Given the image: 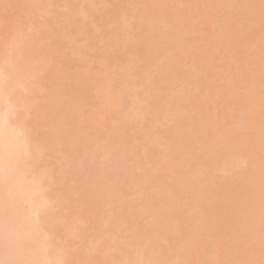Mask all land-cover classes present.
Wrapping results in <instances>:
<instances>
[{"label": "bare ground", "instance_id": "1", "mask_svg": "<svg viewBox=\"0 0 264 264\" xmlns=\"http://www.w3.org/2000/svg\"><path fill=\"white\" fill-rule=\"evenodd\" d=\"M139 1L0 0V264L264 260V0Z\"/></svg>", "mask_w": 264, "mask_h": 264}, {"label": "rangeland", "instance_id": "2", "mask_svg": "<svg viewBox=\"0 0 264 264\" xmlns=\"http://www.w3.org/2000/svg\"><path fill=\"white\" fill-rule=\"evenodd\" d=\"M136 1H139V0H136ZM143 1H145V0H143ZM231 1H233V0H231ZM234 1H236V0H234ZM133 2H134V1H133ZM139 2H141V1H139ZM139 2H137V4H135V2L133 3V5L135 4L134 7H133V9H132V10L134 11V14L139 13V12L142 10V8H143V6H142V7L139 6V9H137V8H138L137 6H138ZM141 3H144V2H141ZM141 3H140L139 5H141ZM17 4H18V3H17ZM144 4H145V3H144ZM21 5H23V4H21ZM142 5H143V4H142ZM144 6H145V5H144ZM17 7H20V6L17 5ZM22 7L25 8V6H22ZM28 8H29V7H28ZM28 8H27V9H28ZM16 9H17V8H16ZM16 9H14V11H15ZM27 9H25V10H27ZM29 9H31V8H29ZM29 9H28V10H29ZM134 9H135V10H134ZM189 9H190V8H188V10H189ZM19 10H20V9H18V11H19ZM25 10H23V11L25 12ZM28 10H27V11H28ZM14 11H13V13H14ZM29 11H30V10H29ZM29 11L26 12V14L29 13ZM133 11H132V12H133ZM214 11H215V10H214ZM216 11H217V10H216ZM218 11H219V10H218ZM15 12H16V11H15ZM20 12H22V11H20ZM135 12H137V13H135ZM220 12H221V11L217 12L218 15H219ZM13 13H12V14H13ZM22 13H23V12H22ZM22 13H20V14H22ZM14 14H15V13H14ZM14 14H13V15H14ZM16 14H17V13H16ZM16 14H15V15H16ZM18 14H19V13H18ZM26 14H25V15H26ZM49 14H51V16L53 17V14L48 10V12L44 13L45 17L43 16V17H40L39 19L42 20V18H43V21H44V20H46V19H44V18H47V19H48L47 15H49ZM134 14H133V15H134ZM213 14H216V13L214 12ZM213 14H212V15H213ZM15 15H14V17H15ZM23 15H24V13H23ZM42 15H43V14H42ZM10 16H12V15H10ZM49 16H50V15H49ZM216 16H217V14H216ZM219 16H221V13H220ZM52 17H51V18H52ZM11 18H13V17H11ZM19 18H20V17H19ZM51 18L49 17V20H50ZM135 18H139L138 14H137V16H136ZM135 18H133V20H134ZM13 19H14V20H15V19L17 20L18 17H15V18H13ZM39 19L36 20V23H37V21H38V23H40ZM131 19H132V18H131ZM131 19H130V18L128 19V20H130L129 22L132 21ZM216 19H218V17H217ZM216 19H215L216 22H219V21L221 20V19H219V20L217 21ZM137 20H138V19H137ZM43 21H42V22H43ZM135 21H136V19H135ZM135 21H134V22H135ZM224 21H225V20H224ZM23 22H24V21H23ZM26 22H27V21H26ZM26 22H24V23H26ZM33 22H34V21H33ZM42 22H41V23H42ZM45 22H47V21H44L43 23H45ZM48 22H49V21H48ZM48 22H47V23H48ZM129 22H127V23H129ZM134 22L132 21L133 24H134ZM220 22H221L222 24H221ZM220 22H219V24H220L221 26H223V23H224V22H222V21H220ZM16 23H17V24H20L19 22H14L13 25H16ZM43 23H42V24H43ZM132 23H129V25H132ZM42 24H41V28H43V27H44L43 29H45V27L47 28V25H48V24H47V25L44 24L43 27H42ZM20 25H21V24H20ZM23 25H24V24H23ZM23 25H22V26H23ZM31 25H32V24H31ZM35 25H36V24H35ZM224 25H225V23H224ZM226 25H228V24H226ZM33 26H34V25H33ZM28 27H30V26H28ZM35 27H36V26H35ZM41 28H40V24H39L38 29H41ZM201 28H202V27H201ZM206 28H207V27H205V29H206ZM224 28H225V27L223 26V29H224ZM35 29H36V28H35ZM130 29H131V28H130ZM205 29L203 28V31H204ZM208 29H209V28H208ZM208 29H206L207 32H206V30H205L204 32H202L203 34H202V33H201V34L199 33L200 36L197 37V41H195V42H194L193 40L195 39L196 36H194V35H196V34L194 33V34L192 35V36H194L193 38H192V36L190 35V36H191L190 40H192V41L194 42V44L196 43V44H195L196 47L192 48V50H193V49L197 50L196 48H201L204 44H206V41H208L207 39L209 38V32H208ZM25 30H28L27 32L30 33V34H33L34 31H35V30L33 31V29H32L33 32L31 33V31L29 30V28H26ZM119 30H120V29H119ZM121 30H122V28H121ZM121 30H120V32H121ZM124 30H126V32H127V29H126V28H125ZM131 30H133V29H131ZM138 30H139V29H138ZM138 30L133 31V32L135 33V32H137ZM23 31H24V30H23ZM37 31H39V30H36L35 33H36ZM43 31H44V30H42V32H43ZM58 31H59V30H58ZM60 31H61V30H60ZM129 31H130V30H128V33H127V34H130V33H131V32L129 33ZM25 32H26V31H25ZM25 32H23V33H24V34H23L22 31H21V34H22V35H26ZM38 33H40V32H37V34H38ZM122 33L125 34V31L122 30L121 34H122ZM137 33H138V32H137ZM137 33H136V34H137ZM119 34H120V33H119ZM138 34H139V33H138ZM199 34H198V35H199ZM120 37H121V35H120ZM123 38H124V37H123ZM123 38H121V39L123 40ZM245 38H246V37H245ZM249 39H250V37H248L247 40L250 41ZM189 44H192V42L189 43ZM190 46H191V45H190ZM202 48H203V47H202ZM251 48H252V46H250L249 49H251ZM237 49H238V48H237ZM237 49L231 51V52H232V54H231L232 57H231L230 59H225V60H224L225 64H224V62L220 61L222 64H224L225 67L222 66V68H217V69H216V73L218 74V78H217V80L220 81L219 84L222 83V81H223L227 76H232L234 73H236V70L233 69L232 64H233V63H234V64H237V61H236V60L239 59L238 56L241 54V53H239V51H238V52L236 51ZM239 49H240V48H239ZM239 49H238V50H239ZM244 49H245V48H244ZM246 49H247V48H246ZM242 50H243V49H242ZM233 51H234V52H233ZM240 51H241V49H240ZM194 52H195V51H194ZM101 53H103V51H102ZM101 53H100V55H97V54H99V51H98V53H96L95 55H97V56H101ZM218 53H220V51H218ZM12 55H13V54H12ZM15 55H16V54H15ZM13 56H14V55H13ZM78 57H79V56H78ZM78 57H77V58H78ZM103 57H104V56H103ZM77 58L75 57V59H77ZM79 58H80V57H79ZM96 58H97V57H96ZM99 58H100V57H99ZM111 58H112V57H111ZM111 58H108V59H109L108 61H113L112 59H114V58H112V59H111ZM240 58H243V56H240ZM0 59L2 60L3 58H1V56H0ZM4 59L7 60L6 58H4ZM4 59H3V60H4ZM97 59H98V58H97ZM100 59H101V58H100ZM105 59H106V58H105ZM110 59H111V60H110ZM5 60H4V62H6ZM101 60H102V59H101ZM241 60H242V59H240L239 61H241ZM103 61H104V60H103ZM103 61H102V62H103ZM106 61H107V60H106ZM106 61H105V62H106ZM108 61H107V62H108ZM239 61H238V62H239ZM2 62H3V61H2ZM100 62H101V61H100ZM100 62H97V63H100ZM235 62H236V63H235ZM239 63H240V62H239ZM239 63H238V64H239ZM101 64H103V63H101ZM105 64H107V63H105ZM110 66H111V65H110ZM112 66H113V68H114L113 70H115V68L117 67V66L114 67L115 65H113V64H112ZM107 68H109V67H107ZM111 69H112V68H111ZM111 69L109 68L108 70H111ZM71 71H72V70H71ZM69 72H70V70H69ZM140 72H141V71H140ZM43 75H44V74H42V76H40V77H43ZM141 76H143V75H141ZM225 76H226V77H225ZM40 77H38V78L40 79ZM116 77H117V76H116ZM138 77H139V76H138ZM222 77H223L224 79H223ZM141 79L143 80V77H141L140 79H136L135 82H137V81L140 82V81H142ZM217 80H216V81H217ZM224 81H225V80H224ZM138 82H137V83H138ZM133 83H134V82H133ZM217 83H218V82H217ZM134 85L136 86V83H135ZM134 85H133V87H134ZM139 85H140V84H139ZM139 85H137V92L140 91V89H141V88L139 87ZM138 88H140V89H138ZM135 89H136V88H135ZM133 91H134V89H133ZM135 92H136V90H135ZM18 101H19V100H18ZM21 101H22V99H21L19 102H17V101H16V102L20 104ZM23 101H24V100H23ZM16 102H15V103H16ZM254 118H255V117H254ZM110 120H111V118H110V119H109V118H107V119L104 118V121L102 120L103 123L101 122V130L107 129V127L110 125V122H111ZM100 132H101V131H100ZM97 133H98V131H97ZM98 135H99V133H98ZM210 137H211V135H210ZM214 137H215V135H214ZM211 138H212V137H211ZM140 156L143 158V162H147V161H148V159L146 158V152H145V151H142V152L140 153ZM171 158H172V157H171ZM160 163H161V164H160ZM160 163H159L160 165L158 164V165H159L158 168L155 169V171H154V172L156 173V180H155V183H158V184H159V187L154 188V189H156V191L159 190L160 188H162L161 190H165V189L167 190V188H170V186H171V185H170V182H171L170 178L173 176V174L171 173V164H172V163H171V159H170V158L165 159L164 161H162V162H160ZM263 163H264V161H263ZM126 168L128 169V171H129L130 174L135 173V172L137 171V165H136V163L133 162V161L128 162ZM261 236H262V233L256 235V239L251 243V246H252L253 244H258V241H257V240H258L259 238H261ZM256 254H257V251H256V250L253 249L252 251H250V255L255 256ZM260 263L264 264V260H262V259L257 260L255 264H260ZM187 264H191V263L189 262V263H187ZM192 264H193V263H192Z\"/></svg>", "mask_w": 264, "mask_h": 264}]
</instances>
